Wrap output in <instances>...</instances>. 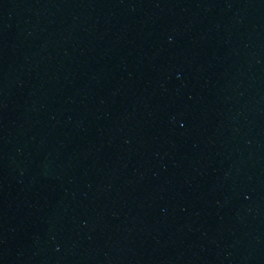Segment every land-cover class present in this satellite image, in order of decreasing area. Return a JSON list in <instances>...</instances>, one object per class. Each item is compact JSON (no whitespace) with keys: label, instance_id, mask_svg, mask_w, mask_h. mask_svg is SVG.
Returning a JSON list of instances; mask_svg holds the SVG:
<instances>
[{"label":"water","instance_id":"obj_1","mask_svg":"<svg viewBox=\"0 0 264 264\" xmlns=\"http://www.w3.org/2000/svg\"><path fill=\"white\" fill-rule=\"evenodd\" d=\"M187 264H264V0H198Z\"/></svg>","mask_w":264,"mask_h":264}]
</instances>
